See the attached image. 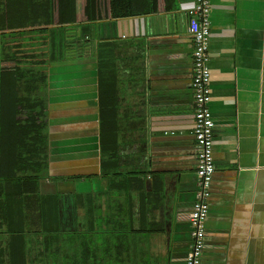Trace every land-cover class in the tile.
Segmentation results:
<instances>
[{
    "label": "crops",
    "instance_id": "crops-1",
    "mask_svg": "<svg viewBox=\"0 0 264 264\" xmlns=\"http://www.w3.org/2000/svg\"><path fill=\"white\" fill-rule=\"evenodd\" d=\"M51 3L0 0V27L9 28L0 32V45L13 44L8 35L17 31L10 28L20 23L27 30L73 27L77 37L83 26L92 29L86 57L49 67L47 177L38 186L25 182L24 189L18 181L19 152L3 138L11 102L0 86V264H83L73 261L79 248L68 250L67 234L98 251L90 264H185L198 190L188 33L195 0H131L137 15L125 19L110 18L108 0ZM52 10L63 24L55 16L51 26ZM210 19L215 175L202 264H264V0H211ZM110 40L121 46L102 78L93 46ZM102 79L117 81L110 102L119 97L103 137L123 151V172L127 165L146 174L140 183L99 177ZM35 186L45 204L37 217ZM115 229L133 233L116 246L110 236L102 247L103 232Z\"/></svg>",
    "mask_w": 264,
    "mask_h": 264
},
{
    "label": "trees",
    "instance_id": "trees-1",
    "mask_svg": "<svg viewBox=\"0 0 264 264\" xmlns=\"http://www.w3.org/2000/svg\"><path fill=\"white\" fill-rule=\"evenodd\" d=\"M34 1L35 3L42 4V0ZM51 1L52 5L54 0ZM130 1L131 0H108L110 18L125 19L137 15L129 5ZM4 9L5 8L2 10ZM29 10V13L34 11ZM41 13L42 11L38 13L36 10L35 16ZM49 15L51 18V26L57 22L54 19L55 16L59 17L60 24H63V19L60 18L63 15L53 10ZM2 16L6 15L3 14ZM35 20L36 22L42 21V19L39 21L38 18H35ZM21 21L22 19H20L19 22ZM44 23L48 24L46 21ZM24 25L20 23L18 28H10L11 30L17 31L8 35L10 36V40H13V44L9 43L3 45L2 43L0 45V86L3 89L4 97L11 102L10 107H8L9 115L7 121L3 125V138L5 139L6 135L10 137L11 140H9V142L11 147L19 152L20 157H18L17 172L22 175V177H19L18 181L21 182L24 189H26L25 182L34 183L38 186V182L47 177L48 158L46 150L48 148L49 129L47 91L49 67L55 63L68 62L86 57L87 53L89 54L90 52V47H92V45L90 46V40H92L90 33L92 29L90 25L83 26L81 28V37H77V29L73 27L58 29L53 27L39 28L35 26L33 29L30 27L27 30L25 28L27 25ZM8 29V27H0V32L3 30L7 31ZM26 36H28V40L22 43V38ZM18 37L20 41H18ZM86 38H88V40H85ZM81 40H83L82 44L79 43L82 42ZM120 46V42L116 40L99 42L93 46L95 57L99 62V70L100 74H102V78H105L103 75L108 69L112 70L114 68L116 52L120 49ZM80 51L81 55L79 56ZM116 86V80L108 82L104 79H102V84L100 85L102 102V109L100 110L102 142L100 156L101 174L99 177L111 180L131 178L135 180V182H139L138 179L144 178L140 176V173L142 175L146 174L140 172L137 168L133 169L131 166L129 167L127 165L123 167L125 169V172H123L121 170L122 160L124 158V156H122L123 151H120V149L115 150L113 146H107L105 137H103L108 130L107 125H111L109 119L114 121L116 116V100L119 97L115 95L113 103L110 102L111 95L114 94ZM124 150L126 153V148H124ZM133 155L135 156V154ZM128 157L131 160L132 155ZM127 163L128 161L126 164ZM30 166L33 167V174H31V172L29 173L28 169H30ZM82 178L83 177H74L72 179L81 180ZM36 186L34 209L37 217L38 214H42L45 204H43L42 198L37 193ZM22 195H25V190L22 191ZM57 200L56 198L55 200H51V215L55 217L54 220L58 219ZM131 232V230L127 233L124 231L117 232L116 229L106 230L103 232L104 236L102 239H104L101 240L102 247H105L108 242L113 246L122 244V240L126 239L127 235H132ZM96 233H99V231ZM66 243L69 251H73V247L79 248V257L73 258V261H80V263L83 264H90V262L98 261V251L91 252V243L85 242V239L81 236L77 237L75 234H67ZM104 250L105 248L100 256L102 260L106 259V251Z\"/></svg>",
    "mask_w": 264,
    "mask_h": 264
},
{
    "label": "built area",
    "instance_id": "built-area-1",
    "mask_svg": "<svg viewBox=\"0 0 264 264\" xmlns=\"http://www.w3.org/2000/svg\"><path fill=\"white\" fill-rule=\"evenodd\" d=\"M211 0H195L189 11L188 33L193 42L194 139L196 142L197 200L191 212V247L185 264H202L205 249V223L209 213L211 186L215 175L213 160V121L210 100L209 45L212 34Z\"/></svg>",
    "mask_w": 264,
    "mask_h": 264
},
{
    "label": "rangeland",
    "instance_id": "rangeland-1",
    "mask_svg": "<svg viewBox=\"0 0 264 264\" xmlns=\"http://www.w3.org/2000/svg\"><path fill=\"white\" fill-rule=\"evenodd\" d=\"M76 60V59H75Z\"/></svg>",
    "mask_w": 264,
    "mask_h": 264
}]
</instances>
